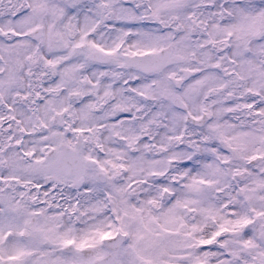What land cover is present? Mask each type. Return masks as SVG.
Masks as SVG:
<instances>
[{
	"label": "snow or ice",
	"instance_id": "obj_1",
	"mask_svg": "<svg viewBox=\"0 0 264 264\" xmlns=\"http://www.w3.org/2000/svg\"><path fill=\"white\" fill-rule=\"evenodd\" d=\"M0 264H264V0H0Z\"/></svg>",
	"mask_w": 264,
	"mask_h": 264
}]
</instances>
